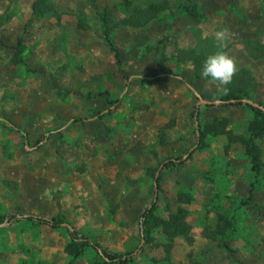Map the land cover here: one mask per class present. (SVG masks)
Returning a JSON list of instances; mask_svg holds the SVG:
<instances>
[{"label": "rangeland", "instance_id": "1", "mask_svg": "<svg viewBox=\"0 0 264 264\" xmlns=\"http://www.w3.org/2000/svg\"><path fill=\"white\" fill-rule=\"evenodd\" d=\"M33 1L0 0V213L57 216L112 251H133L130 264H264V128L245 101L201 103L198 141L193 117L198 97L221 94L200 73L223 27L235 34L223 51L252 71V98L264 103V21L245 36V21L235 23L246 20L243 0H50L55 10L42 16ZM215 120L225 124L210 132ZM152 202L144 236L138 219ZM170 218L188 224L191 242L158 223ZM69 242L63 224L3 225L0 264H107L90 247L70 255Z\"/></svg>", "mask_w": 264, "mask_h": 264}, {"label": "trees", "instance_id": "2", "mask_svg": "<svg viewBox=\"0 0 264 264\" xmlns=\"http://www.w3.org/2000/svg\"><path fill=\"white\" fill-rule=\"evenodd\" d=\"M165 6H166V3L163 1L160 3L152 4L150 6V9H143L142 11H135L132 13L131 16L128 17V19H126V23L131 22L134 17H136V20H133L135 23L144 22L148 20L149 18H151L153 15L157 14L160 10L164 9ZM52 10H55V6L50 0H34L31 4V12L33 15H37V16L46 15ZM142 14H143V17L141 16ZM102 21L105 25L104 27V33L106 35L105 39L110 44V46L114 48L111 40L108 37L109 27H107V19L103 18ZM257 49L260 51L261 54L264 55V43L263 42H260L258 44ZM178 51H180L181 57L189 58L193 60V55L195 54L194 51L192 50L184 51L182 49H179ZM17 53H19L18 50H17ZM118 56H119L118 52L115 51L116 59H118ZM177 57H179V55ZM17 59L19 61V57H17ZM20 61L22 60L20 59ZM187 84L192 87V85H190L189 83ZM227 87H232L233 89L229 90L227 94L221 93L219 97L215 100L216 102L211 103V104L226 106L229 104V102H231L232 99H234V101L236 102L238 101L243 102L245 98L254 100L252 98V92H254L257 87V81L250 69L246 67H242L238 69V72L234 75L231 83L228 84ZM192 89L195 91L194 87H192ZM115 102H117V100L115 101H111L110 99L107 100L109 107L114 106ZM263 107H264V103H261V102H258L257 106L249 104L250 110L253 112L254 116H256L257 118V122H258L257 129L258 130H261L264 128V111L262 109ZM193 114H194V110H193ZM0 120H3V119L0 118ZM224 124H225L224 120L220 122L215 120L213 123L210 124V132H217L219 130L218 129L219 126L224 125ZM13 128H15L18 132L22 134V136L25 138V144H29L27 135L24 132H22L20 129H18L17 127H13ZM56 131L57 130L55 129H49L45 131L44 133H42L38 137V139L35 140V142L33 143V147L35 148L45 143L48 140V138ZM199 139H200V135L197 138V141ZM242 141L246 146L245 147L246 153L250 155L251 157L252 169L256 174H258L260 171V166H261L260 159L252 151V148L249 145V142L244 139H242ZM197 148H198V144L197 146L194 145L188 150L186 157H179V158H176L175 160L180 161V162L184 161L185 159L189 158L192 155L193 151L196 150ZM154 203L155 202H152L149 206L143 209L140 213V216L138 219V228H139V232L141 235L145 236L146 231H148V218L152 214V211L155 208ZM171 219L172 218H170V220L165 221V222L164 220H159L158 223L164 224L165 225L164 227L166 229H171L172 234L182 235L187 240H189V242H191L192 238L189 237L188 224L183 221L180 222V221H174L173 219L172 220ZM21 221L46 225L51 228H58L63 223L62 219L54 215L24 213L18 210H15L13 212L0 213V226L9 225V224H13V223L21 222ZM158 223H155L154 226H157ZM65 227L67 229L68 237L70 239V242L68 244L69 245L68 253L70 255L77 256L83 248L90 247L94 251H96L99 254V256L103 259V262L107 264H130V262L132 261L133 251L123 252V253L112 251L108 249L107 247H105L103 244H101L99 241L94 240L82 234L75 226L69 224V226L65 225ZM226 228H227V225H222L217 228L216 233L215 231H210V235H209L210 239L214 237V233L218 235L222 234L224 230H226Z\"/></svg>", "mask_w": 264, "mask_h": 264}, {"label": "clouds", "instance_id": "3", "mask_svg": "<svg viewBox=\"0 0 264 264\" xmlns=\"http://www.w3.org/2000/svg\"><path fill=\"white\" fill-rule=\"evenodd\" d=\"M234 35L227 27L216 30L214 39L219 50L207 56L201 67V76L210 78L211 82L217 85L223 94L228 93L227 85L231 83L234 75L238 72L236 59L223 51L227 47V41Z\"/></svg>", "mask_w": 264, "mask_h": 264}, {"label": "crops", "instance_id": "4", "mask_svg": "<svg viewBox=\"0 0 264 264\" xmlns=\"http://www.w3.org/2000/svg\"><path fill=\"white\" fill-rule=\"evenodd\" d=\"M243 1H244V3H241L239 6L244 7V10L246 11L245 12L246 20L237 19L235 23L242 24V23H244L243 21H245L246 24L245 23L242 24L245 26V28L243 30L245 33V36H253L254 34L252 33L251 30L254 29V24L257 22L264 21V15L262 16V18L260 17V14H262L260 11H261V9H264V0H243ZM253 8H254V11H256V9L260 8V11H258L259 14L251 16L250 14L252 13ZM212 33H214V31H212ZM245 36H243V38H245ZM247 38H252V37H247ZM13 211H15V210H13ZM13 211H6V212H13ZM20 212H23V211H20ZM24 213H34V212H24Z\"/></svg>", "mask_w": 264, "mask_h": 264}, {"label": "water", "instance_id": "5", "mask_svg": "<svg viewBox=\"0 0 264 264\" xmlns=\"http://www.w3.org/2000/svg\"><path fill=\"white\" fill-rule=\"evenodd\" d=\"M231 101H234V99H232ZM244 101L245 102H247L248 104H250V105H255V106H257L258 105V103L256 102V101H254V100H252V99H244ZM216 101H214V100H209V99H204V98H201V97H198V100H197V102H196V105H195V109H194V114H193V117H194V123H195V126H196V135H197V138L199 137V130H198V125H199V123H198V118H197V116H198V106L201 104V103H204V104H211V103H215ZM263 109V111H264V107L262 108ZM63 225H67V226H69V224L68 223H66V222H63L62 223Z\"/></svg>", "mask_w": 264, "mask_h": 264}]
</instances>
